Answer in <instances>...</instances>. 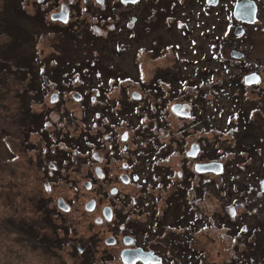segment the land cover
<instances>
[{
    "label": "rangeland",
    "instance_id": "obj_1",
    "mask_svg": "<svg viewBox=\"0 0 264 264\" xmlns=\"http://www.w3.org/2000/svg\"><path fill=\"white\" fill-rule=\"evenodd\" d=\"M52 1L55 0H0V264H123L120 256L117 257V244L114 245L110 238L117 232L118 225L114 221L117 219H108L104 208L109 204L121 211L128 210L130 205L124 204L122 195L117 193L115 199L112 198L110 187L113 183H103L102 187L97 182L88 185L86 171L91 161L82 164L80 152L69 147L71 143H78V146L82 141L81 92L89 88L87 92L98 95V87H90L94 83L105 88L110 97L119 98L126 93V88L132 92V87L124 80L150 79L154 75L150 85L131 84L144 94L140 103L144 102L151 109V102L157 104L154 97L150 102L151 94L163 90L159 77L164 78L169 89H176L175 86L186 79L207 80L211 77V69L202 71V67L220 64L212 57L210 43L216 33H222L224 29L225 1L214 5L205 0H186L182 6L175 7L176 0H152L154 6L147 0H140L127 11L138 15V23L131 29L126 26L111 28L110 21L104 23L101 17L93 14L94 7L100 5L93 3L95 5L90 7V0H78L87 7L78 3L72 5L71 18L61 22L52 18L51 12L60 9L62 0L57 4ZM113 1L106 0L107 3ZM171 10L174 22L172 18H165ZM131 15L127 14L122 23ZM262 53V50H254L255 55ZM42 65L46 66L50 79L56 84L59 82L58 85L51 83L52 86L46 88L41 82ZM55 67L60 73L51 71ZM85 80H89L90 86ZM119 84L125 87L124 94L120 92ZM207 85L204 83L201 91H207ZM194 88L186 87L179 96L165 92L171 98L185 99L187 103L182 102L181 107L187 112L176 115L168 106L167 130L161 128V139L152 128H148L147 134L153 136L157 144L175 139L179 142L178 146L173 144L177 149L184 147L181 143H191L192 138L198 140L202 147L198 158L208 160L212 153H217L211 146L210 137L214 132L209 126H224V111L229 108L226 95L211 101L213 97L209 90L204 93L206 96H194L190 100ZM263 90L264 83L260 94ZM57 91L58 98L53 96L54 100H51ZM252 91L255 94L258 89ZM33 112L42 113L34 127L27 118ZM156 116L152 111L148 123H154ZM88 119L89 123L93 120L91 113ZM131 119L141 122L139 116ZM189 122L192 125H188ZM38 126L39 131H30ZM183 128L185 131L181 135ZM238 128L244 129L238 134L240 138L245 133L250 135V131L264 135V124L252 123L250 118L243 119ZM164 143L162 145H166ZM55 149H67L68 159L61 160ZM155 151V148L149 151V159ZM217 151L225 157L223 150ZM168 153L161 156L177 171L168 177L178 185L183 182V187H190L186 201L192 199L196 204L190 212L183 209L184 206L181 208L187 217L194 214L198 218L199 229L190 235L192 241L189 243L194 247L189 249L190 252L180 251L176 253L177 261L167 259L161 264H246L251 260L247 264H264V145L253 164L230 162L224 169L222 175L226 180L230 175H239L245 182L257 184L259 189L258 194L252 192L257 194L256 199L249 201V193L247 199L244 198L245 203L237 201V216L228 226V196H221L217 187L209 182L211 174L193 172L195 177L192 179L189 172L195 169L185 151L175 153L170 159V147ZM56 159L59 168H56ZM167 181L168 178H164L162 183ZM137 190L133 185H121V191L125 193ZM156 192L158 190H153V194ZM174 193L175 188L168 185L165 195L168 201L173 200ZM196 196L198 198H193ZM93 199L96 205L88 207L87 203ZM59 200H64L68 206L63 208ZM160 202L162 206L163 200ZM126 212L128 219L144 216ZM173 215L172 209L169 222L173 221ZM138 222L134 224L143 235L144 243L155 245L153 241L157 240L159 250L169 258L176 257L169 254L170 248L177 247L165 239L168 228L162 234L146 235L143 231L145 222ZM127 227L131 231L130 226ZM251 231L255 232L258 245L251 242L254 236ZM118 237L122 241L119 233Z\"/></svg>",
    "mask_w": 264,
    "mask_h": 264
},
{
    "label": "flooded vegetation",
    "instance_id": "obj_2",
    "mask_svg": "<svg viewBox=\"0 0 264 264\" xmlns=\"http://www.w3.org/2000/svg\"><path fill=\"white\" fill-rule=\"evenodd\" d=\"M85 1L87 2V0ZM139 1L140 0H114L112 3H107L106 0H90L89 5L90 7L95 4L100 5V7H94L92 10L93 14L101 17L104 23L110 21L108 24H110L111 28L112 26L113 28H124L126 26L131 29L133 26L137 25L138 15H136L135 12L127 13V11L130 9V5L133 6ZM147 1L154 6L155 3H153L152 0ZM176 1L175 7L182 6V4L186 2V0ZM222 1H225L223 16L225 26L222 33H216L213 38L214 41L210 43L212 46V57L220 64L202 67V71L211 69V71H209L211 72V77L207 80H202L209 86L208 93L213 97L211 101H214L220 95H226L225 99L229 109L224 111V126L220 124H211L209 126V129L211 127L214 132V136L210 137L211 146L216 149L214 151L217 153H212L208 160H201L198 158L202 151V147L198 140L192 138L191 143H181V146L184 147L177 149L173 146V144L178 146L177 143H179L175 142V139H172V142L169 143L161 141L160 144H157L153 136L147 134L148 128H152L161 139V132H163L161 128H166L165 130H167L166 114L168 113V106L174 114L187 112L185 111L186 109L181 107L184 102L187 103L184 101L185 99H178L177 96L171 98L167 96L165 92L170 95L176 94L179 96L185 91L186 87H194L200 84L202 80L198 82V79L195 81L186 79L183 82H179L180 84L175 86L176 89H169L164 78L159 77L158 81L163 90L157 91V94H151L150 102L153 97L157 102V104L153 102L150 103L151 109L149 105L145 104L143 101V103H140L141 100H143L144 94L139 92L138 88L131 84L135 83L139 87L150 85L154 75L150 79H135L131 77L132 79L129 78L128 80H124L125 83L128 81L129 86L132 87V92L126 88V93L124 94L122 90L125 87L119 84L120 92L124 94L119 98L116 96L110 97V94H108L109 92H107L105 88H101L100 85L98 86L94 83L90 86L88 83L89 80H85L90 87L93 85L98 87L97 94L99 96L90 94V91L87 92L89 88L82 90L81 103L83 105L82 116L84 117V119H82V141L78 146V143H71L69 147L73 146L72 149L74 152H80L79 156L82 164L91 161L86 171L89 177L87 179L88 184L97 182L102 187L103 183H113L110 187V192L113 193L112 198L115 199L117 194L122 195V202L126 205H130L128 210L121 211L111 207L110 214H104L108 219H117L114 221L115 224L118 225V229L115 230L117 231L116 233L112 234L111 241L114 242V245L117 244L115 245L119 253L117 257L120 256V261H122L123 264H161L167 259H170L172 262H174V260L177 261L178 258L176 253L184 251L181 247L184 238L186 242L192 241L190 235L199 229L198 218L195 217L194 214L187 217V214L183 213L182 206L174 208L177 211L176 214H179V210L181 214L177 217L176 221L175 217L173 218L175 223L173 226H169V228H179L180 230H173L174 233L171 236L172 238L167 236V234L165 235V239L170 240L171 245L173 244L174 247L175 245L177 247L175 249L170 248L169 254L171 253V255L176 257L169 258L157 248V240L153 241L155 245L148 244V242L144 243V239L142 238L143 235L140 234L138 226L134 224L135 222L139 223L138 221H144L145 225L143 231L147 232L146 235L149 233L159 234L158 228L156 229L155 226L158 221H161L167 208L168 200L165 195L167 194L168 185L175 183L172 181V177L169 178L168 175L170 174L172 176L173 171L174 173L177 172L167 163V160L161 156L165 152L168 153V147L171 148L169 159L172 158L175 153L182 154L185 151L186 158L188 157V160L193 162V168L197 171L195 172L193 169L190 170L189 175L192 179L195 177L193 172L198 174L210 173L211 175L208 176L209 182H212V185L217 187L216 191L221 193V196H228V202L226 203V205H228L226 214L227 226L230 225V222L234 221V218L237 216L236 205H238V202L241 204L245 203L244 198L247 199L246 196L249 193L251 194L248 198L249 201L256 199L259 193L257 184H249L239 175H230L228 180H226L223 178L224 176L222 174L225 167H228L230 162L235 163L237 161L238 165L246 166L248 164H253L256 161L255 156L261 153L264 145V135L259 132L250 131V135L245 133L243 138L238 137V134L242 133L244 130L238 128V124L241 123L243 119L250 118L252 123L257 125L264 124V115H262V113H264V93L260 94L264 83V53L259 55L254 54V50H262L264 52V0H247V2H245V4H247L245 15H239L235 12L237 3L242 0ZM222 1L205 0L207 4L214 5L220 2L222 3ZM52 2L57 4L58 0ZM76 3L87 7L86 4H82L78 0H62L60 1V9H55L54 12H51L52 18H57L61 22H67L73 13L72 5ZM172 11L173 10L168 11L165 18H172V22H174V15L170 13ZM121 14L124 15L114 20ZM127 14H132L129 16L131 17V21L130 19L128 21L125 19V25H123L124 22L122 23V20L127 17ZM176 21L182 24L181 21ZM213 47H215V50ZM195 66L196 64L193 65V67ZM45 70L46 66L42 65L41 82L45 83L47 88L48 86H52L51 83L54 82L48 77L49 75L45 73ZM81 75H85V73L81 72ZM82 82L84 81L82 80ZM113 82H116V80H113ZM116 83L118 84V82ZM54 84L58 85L59 82ZM82 85L84 86V83H82ZM109 86H112V84ZM254 88L258 89L257 92L255 91V94L253 93L254 91H252ZM129 92L131 95H129ZM143 93L145 92L143 91ZM140 94H142V97L138 98ZM53 96L58 98L59 94H53L52 97H50L51 100H54ZM189 99L192 100V96H189ZM152 111L157 114V116L154 123L151 124L148 123V118ZM38 113L36 114L33 112L27 117L31 119L32 127L35 126V123H39ZM90 113L93 116V120L89 123L88 116ZM135 116H139L141 122H136L131 119L135 118ZM188 125H192V122H189ZM36 130L39 131V126L30 129L31 132ZM137 132L142 135L139 136ZM182 134L183 129H181V135ZM145 141H149V144H145ZM163 143L166 145H162ZM194 144L199 145V150L195 154L190 152ZM225 144L226 147L224 148L223 146ZM152 148H155L156 151L151 154L152 157L149 159V151ZM220 149L224 151L223 155L225 157H221L222 155L218 153L217 150ZM46 150L45 148V154ZM55 151V153L59 154L61 160L68 159L67 155L69 152L67 149H55ZM157 151L160 153H157ZM247 152L250 153L248 154ZM246 154L248 156L247 160H245ZM230 155H232V157ZM144 160L147 162L143 163ZM201 161L219 162L216 164L218 169L213 168L201 171L196 168V164ZM56 168H59L58 160L56 161ZM51 171H53V169ZM164 178H168L166 183H162ZM121 185H133L138 190L137 192L125 193L121 191ZM153 190H158V192L153 194ZM104 191L107 190L105 189ZM252 192L257 194L253 195ZM233 196L236 198L234 201H232ZM193 198H198V196ZM161 200H163L162 204H166V206L160 205ZM174 203L178 202L175 200ZM192 203V199L185 201L183 209H188L190 212V210L193 209ZM107 206L111 205L107 204ZM126 211L130 212V214L134 213L136 216L142 214L144 216L128 219V213ZM127 225L130 226L131 231ZM244 228H246V226H244ZM118 233L122 241L119 240ZM128 249L130 250L129 254L123 257V251ZM190 251L191 250L188 249V252ZM112 256L116 257L115 255Z\"/></svg>",
    "mask_w": 264,
    "mask_h": 264
},
{
    "label": "trees",
    "instance_id": "obj_3",
    "mask_svg": "<svg viewBox=\"0 0 264 264\" xmlns=\"http://www.w3.org/2000/svg\"><path fill=\"white\" fill-rule=\"evenodd\" d=\"M23 12H24V15H27L26 14V12L23 10ZM16 13L17 14H19V12H18V9L16 10ZM20 13H22V11L20 10ZM20 27H22V29L21 28H19L20 30H23V26H20ZM55 70H57L59 73H60V70H59V68H52V70L51 71H55ZM45 73H46V71H45ZM52 75H53V73H51ZM49 75V74H48ZM42 76V75H41ZM49 78H50V75L48 76ZM203 81V80H202ZM204 81H203V83L201 84H198V85H196L195 86V88H194V94H193V96L192 95H190V96H192V97H194V96H196L197 98H201L202 96H206L207 95V93L206 94H204L205 92H207L208 90H209V87L207 86V88H208V90L207 91H201V88L200 87H202V86H204ZM37 114V113H36ZM40 114H41V112H39L38 113V115L40 116ZM185 130H184V128H183V132H184ZM182 183L183 182H179V185L177 184V183H173L172 184V186L175 188V195L174 194H171V195H174L173 196V200H170V201H168V203H167V208H166V211H165V213H164V215H163V218H161V221H158L157 222V225L155 226L156 227V229L158 228V233L160 234H162L163 232H164V230H165V228H168V232L166 233V234H168V236L169 237H171L172 236V234L174 233V231L171 229V228H169V226H173L174 225V221L173 222H169V220H168V215H169V212L173 209L174 210V215H173V217H175V221H176V219H177V217H179V215L181 214V212L179 213V214H176L175 213V209L174 208H178V207H181V206H183V205H185V201H186V197H187V192L190 190V187L189 186H187V187H183L182 186ZM179 187H181V188H179ZM171 195H169L168 196V198L171 196ZM176 200V202H178V203H174V201ZM196 204V202H193L191 205H195ZM204 219H206L207 220V218H204ZM204 222H205V220H204ZM193 227H195V226H193ZM244 227V226H243ZM242 230H244V228H241ZM242 230H240V231H242ZM248 231H249V229H248ZM244 232V231H243ZM254 233V236H253V239L251 240V242L253 243V244H256V245H258V241H257V239L255 238V232L254 231H251V234H253ZM172 238V237H171ZM182 240V239H181ZM190 241H187L186 242V239L184 238V240H183V243L181 244V247H182V250H188V249H191L192 250V248H194L193 246H191L190 245V243H189ZM247 251H249V250H247ZM201 253V252H200ZM251 261H253V260H251ZM251 261H248V262H246V264L247 263H249V262H251Z\"/></svg>",
    "mask_w": 264,
    "mask_h": 264
},
{
    "label": "water",
    "instance_id": "obj_4",
    "mask_svg": "<svg viewBox=\"0 0 264 264\" xmlns=\"http://www.w3.org/2000/svg\"><path fill=\"white\" fill-rule=\"evenodd\" d=\"M245 2H247V0H242V1H240V2L237 3V5H236V9H235V12H236L237 14H239V15H245L246 5H247V4H245ZM53 94H57V95H58V92H54ZM53 94H52V95H53ZM198 150H199V145H198V144H194L193 147H192V149L190 150V152L193 153V154H195V153H197ZM217 163H219V162H213V161H201V162H198V163L196 164V168L199 169V170H201V171H206V170L213 169V168L218 169L217 166H216ZM88 185H90V184H88ZM59 204H60V206H62L63 208H65L66 206H68V203L65 202L64 200H59ZM94 205H95V200H94V199L91 200V201H89V202L87 203V206H88V207H91V206L93 207ZM104 212H105V214H107V215L110 214V212H111V207H110V206H106V207L104 208ZM110 238H111V237H110ZM110 238H109V239H110ZM109 239H108V241H109ZM129 251H130L129 249L123 251V253H122L123 257H125V255H128V254H129Z\"/></svg>",
    "mask_w": 264,
    "mask_h": 264
}]
</instances>
